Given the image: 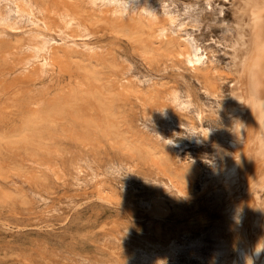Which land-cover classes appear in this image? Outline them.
<instances>
[{
	"label": "bare ground",
	"instance_id": "1",
	"mask_svg": "<svg viewBox=\"0 0 264 264\" xmlns=\"http://www.w3.org/2000/svg\"><path fill=\"white\" fill-rule=\"evenodd\" d=\"M32 1L29 0V3H33L32 5H27V1L24 4L22 0L19 2L17 0L18 3L22 4H16V0L13 2L16 6L14 5V8L12 5L11 8L13 7L17 16H19L17 21L26 16L28 21H34V23L32 22L31 24L28 21H24L29 23L28 26L31 24L27 27L29 28V34H26L28 35L26 36L27 38L18 41L12 46L4 43L0 44V62H6L5 64H7L10 59H13L16 56L15 49L23 45L22 43L27 44L29 50L32 49L31 46H34L32 50L35 47L41 49L46 40L44 35L51 36V34H55L61 39V43L56 45L57 43L53 42V47L49 50L48 55H50L52 60L50 62H55L58 66V70H56L61 75H67L66 85L51 97L44 94H38V98L31 95V97H25L16 94L11 104H19L20 114H17L19 115V125L12 128V121L10 124L11 129L0 133V147L4 146V150H7L6 152L12 155L24 154L28 156L36 165L37 171H39L40 168L47 170L49 165L55 163L53 160V163L50 164V157L54 154L55 156L56 154L57 156L59 155V150L53 145L54 141L60 136L78 142L83 148L91 149L90 151L93 153H96L103 140H106L110 143V146L117 147L131 157L134 156L142 169L151 173L154 176H152L153 179L159 184L164 185L176 196L187 199L190 192L195 190L196 184L199 183V167L192 163L190 164V161L189 163L183 161L180 157L176 158L174 153L171 150L170 153L168 149L171 146L170 144L168 148H166L168 144L163 148L156 146L157 142L155 144L152 143L151 139L134 132L130 128L129 122L127 123L126 116H124V103L130 99L128 96L133 88L129 82H125L124 79L119 78L117 75V71L120 70L118 66H121L120 62V64L117 63L119 55L117 54V59L113 55L99 53L98 50L90 47V44L88 45V42L86 41V43L83 38L81 39L82 42L77 41L80 40L78 37L81 36L78 33L90 31L89 29H92L94 25L102 24L116 35L126 38L137 51V54L139 53L142 56L141 60L144 59L149 64L162 63L165 67L168 64L172 68H184L188 71V74L191 73L192 77L194 76L195 79L203 84L201 86H204L207 93L215 95L220 90L217 79L218 72H216L218 70L208 60L207 52H205L203 46H200L198 39L192 33L185 31L184 21L181 22L180 20L178 22L177 6L174 10L173 8L170 9V5L165 3V0L141 1L144 4H138V0H129L130 4L128 3V5H125L127 3L124 1L123 3L122 0ZM191 2L192 4L185 11L188 16L192 14L191 9L195 6L194 4L200 2L210 4L209 0H191ZM98 4L101 7L99 8L100 12L97 8L99 7ZM233 7L235 24L229 35L227 46L230 47V55L233 57L230 71L233 75L234 83L231 87V100L225 110L230 125L224 130L226 148L222 151V156L220 155L221 161L218 167L212 168L210 173V181L217 185L216 189L220 191L222 197H225L224 202H221L223 217L217 227L220 232L216 231V234L219 233L220 235L215 234L213 236L215 237L213 247L206 248L202 246V243L194 244V247H192V249L199 248V250L203 251V256H200L198 260L200 264H264V249L259 252V249H257L259 245L264 246V0H233ZM197 8L193 10H197ZM7 9L9 7L3 9L4 11L0 10L2 18L4 16L3 13ZM101 9L105 10V13ZM7 12L10 13L9 11ZM7 14L5 16L10 15ZM11 17L8 18L12 20ZM201 18L204 17L201 16ZM4 22L5 19L0 22V26L7 25V21ZM12 22L14 23V21ZM190 23L194 22L190 21ZM12 27H14V30ZM12 27V30L9 28L11 31L19 30V27L17 29L14 25ZM102 27L100 26L101 30ZM2 30L4 29L2 28ZM6 31H2V33ZM28 32H24V35ZM40 35H43V37ZM46 44H44V47ZM6 49H9L10 52L7 53ZM29 50L26 49L27 52ZM47 61L49 62V58H47ZM119 61L125 63V61ZM39 67H36V69ZM165 67L164 69H167ZM30 68L33 67L31 66ZM35 74L38 75L39 73L37 74L36 72ZM125 74L127 73L123 75ZM220 76L222 77L221 73ZM21 77L20 79L23 81V75ZM25 78L26 80H31V75L28 76V79L26 76ZM58 78L61 77L59 76ZM20 79L17 82H20ZM12 82L14 83L15 80ZM6 85L4 84V87ZM168 87L170 88L169 85ZM174 87H172V90L168 88L169 92L165 94L164 90L162 92L156 88H152L143 94L137 92L138 96L136 99L138 103L140 102L139 105L142 104L145 107L143 108L141 105L142 109H145L143 112L149 111V109L150 113L154 112V110L156 111V109L151 111L154 106L163 109L161 111L164 112V116L173 125V128L177 124L172 120V113L175 109L173 110V107L169 104L170 109L167 110L164 107L167 105H165V102L168 97L170 99L173 98L171 100L173 103L177 99L178 94ZM166 88L165 90H167ZM189 96L188 98L191 100ZM189 100L186 101L185 99L186 103H184L187 104L188 102L189 104ZM180 103L183 104V102ZM182 104H178L181 108V110L179 108L180 112H183L182 108L185 106ZM188 104L187 106L189 107ZM14 106L17 107V105ZM155 114L157 115L156 112ZM2 115L0 114V120L5 114ZM11 118L14 119V117ZM178 121L180 122L178 124L182 125L181 121ZM0 123L2 122L0 121ZM208 132V130H203L206 139L209 138ZM75 151L78 152V150ZM1 153L2 149L0 148ZM21 158L23 159V157ZM58 158L60 157L58 156ZM71 160L73 161V159ZM0 165L5 169L3 162H0ZM29 165L31 166V164ZM53 165H56V163ZM53 165L51 166L54 168ZM67 168L69 169L70 167ZM75 169H77V166ZM23 175L29 181V184L34 175L43 179V175L34 170L26 169L23 171ZM95 192L99 197L105 198L103 196L108 193V190L103 185H97ZM6 199V193L1 191L0 202H5ZM154 199L150 200V202L148 201V203L145 201L147 204L144 202L148 216L146 227L149 235L143 239V245L131 251L132 254L130 256L127 252L128 257H119L118 260L116 259L117 261L114 259L115 262L111 264H177L175 256L181 250L177 249V242L179 241L176 238L178 237L176 234L172 236L169 232L167 233L166 229L163 230L160 221L167 207L163 200ZM203 231L204 229L201 230V233ZM205 250L206 255L204 256ZM121 253H119V256L124 254ZM139 258L142 260L139 261ZM110 260L112 261L113 259L110 258Z\"/></svg>",
	"mask_w": 264,
	"mask_h": 264
},
{
	"label": "rangeland",
	"instance_id": "2",
	"mask_svg": "<svg viewBox=\"0 0 264 264\" xmlns=\"http://www.w3.org/2000/svg\"><path fill=\"white\" fill-rule=\"evenodd\" d=\"M10 1L0 0V7L2 8L0 10L9 7L3 13L4 16L1 15L5 22L7 21L6 24H10L8 26L4 24L6 27L4 25L0 26V30L4 29L2 31L7 29L3 33L0 31V44L4 43L12 46L27 38L28 35L26 34H29V28L27 27L34 21H28L26 16H23L22 22L20 19L17 21L19 16L15 12L14 5L22 3H18L20 0L18 2L16 0V4L13 3L15 0ZM26 1L29 3V0H22L24 4H26ZM123 1L127 3L125 5H128L129 0ZM141 1L143 0H138L137 3L144 4ZM209 1L210 4H206V2L193 3L195 6L191 9V17L185 14L186 8L192 4L191 0H165V3L169 4V8H173V10L177 6L176 14L179 20L177 21H184L185 31L192 33L198 39L200 46H203L205 52H207L208 60L218 70L216 71L218 72V87L221 91L218 90L217 94L215 93L216 96L207 93L204 86H201L203 84L194 76L192 77L191 73L189 75L184 68H172L168 64L165 67L162 63L149 64L144 59L141 60L142 56L139 53L137 54V51L126 38L116 35L102 24L94 25L92 29H89L90 31H79L78 34L81 36L78 37L80 40H77L82 42L81 39H85L84 41H87L88 45L90 44L89 46L98 50L99 53L113 55L115 58L119 55L117 63L120 62L121 66H118L120 72L117 71V75L125 82H129L134 89L128 96L130 99H127L128 101L124 103V116H126L127 123L129 122L128 125L134 132L151 139L152 143L157 142L156 146L163 148L168 144L166 145V148H168L170 141L173 142L168 149L174 153L176 158L180 157L183 161L188 163L190 161V164L199 167L200 176L198 180L200 184H196L195 190L190 192L187 199L178 197L164 185L155 181L151 173L143 170L134 156L131 157L117 147L110 146V143L106 140H103L99 150L93 153L90 151L91 149L83 148L78 142L60 136L54 141L53 145L59 150L58 156L60 158L57 154V158L55 154L50 157V164L55 162L58 168L53 163L51 165L54 168L49 165L47 170L40 168L39 171H37L36 165L28 156L24 154L12 155L4 150V146H1L0 162H3L5 169L0 165V190L6 193L7 199L5 202H0V264H111L117 261L119 257H128L126 253L128 252L130 256L131 251L141 247L144 243L143 239L149 235L146 227L148 216L145 204L154 198L163 200L167 207L160 221L163 230L166 229L167 233L169 232L172 236L176 234L178 237L176 238L179 241L177 242L179 246H177V249L181 250L175 256L177 264H200L198 260L200 256H203V251L199 248L192 249V247L198 243H202V246L206 248L213 247L215 241L213 236L216 231L220 232L217 227L223 217L221 202H224L225 197H222V194L220 195V191L216 189L217 185L210 181V173L212 168L218 167L221 161L220 155L222 156V151L226 148L224 130L229 127L230 123L225 110L230 103L231 87L234 83L230 71L233 57L230 55V47L227 46L229 35L235 24L233 0ZM28 3L27 5L33 4ZM12 5L14 8H11ZM174 5L175 7H173ZM196 8L199 11L193 10ZM98 11L100 12V9ZM103 12L105 13V10ZM5 13L12 14V17L8 14V16H5ZM201 16L204 18H201ZM8 17H11L12 20ZM195 17L196 19H194ZM3 18L1 21H4ZM10 21H14V23ZM24 21L31 24L28 26L29 23ZM190 21L194 23H190ZM11 25H14L16 29L19 27V30L11 31ZM100 26H103L102 30ZM12 28L14 30V27ZM24 32L28 33L24 35ZM43 35L40 36L43 37ZM44 38L46 39L44 44L47 43L45 47L42 41L43 46H41V49L35 47L36 50H39H32L34 46H31L32 49L29 50L27 44L22 43L23 45L15 49L16 56L13 59H10L7 64H5L6 62H0V114H5L2 115L3 117L6 116L4 119L2 117L3 121L0 120L2 122L0 123V133L11 129L10 124L12 121V128L19 125V115H17L20 114L19 104L13 103L17 107L11 104L16 94L37 98L40 94H44L51 97L66 85L67 75H61L57 71L58 66L55 62H50L52 60L48 55L49 50L53 47L52 43L60 45L61 39L55 34H51V36L46 34ZM26 49L29 51L27 52ZM6 52H10L9 49H6ZM31 56L33 57L31 58ZM47 58H49V62ZM119 60L125 61V63ZM31 66L33 68H30ZM35 66H40L37 68L39 72L36 71ZM9 67L12 68L11 71ZM164 67L167 69H164ZM36 72L39 74L36 75ZM119 73L127 74L119 75ZM173 73L178 74V77ZM181 73L183 74L179 77ZM27 74L31 75V80L28 79L29 75ZM21 75L24 77L23 81L20 79L22 78ZM25 76L29 81L26 80ZM59 76L61 78H58ZM18 78L21 83L17 82L19 81ZM4 84H7L5 86L7 88L4 87ZM172 87L177 90L178 97L174 103L171 101L173 98L168 97L167 99L165 97L167 99L165 105H167L164 108L168 110L173 107V110L175 109L172 113V120L177 124L174 128L164 116L163 109L154 106L151 111L154 109L156 111L150 113L149 109V111L143 112L145 110L142 109L143 105H139L140 102L136 101L137 92L143 94L152 88H156L162 92L164 90L165 94L170 89L172 90ZM165 88L167 90L169 88V90L167 91ZM188 96L191 97V100ZM184 97L186 101H190L189 104L187 102L189 107L185 104ZM177 102L178 104L183 102L182 105L187 106L188 110L187 107L184 109L185 106H183V112H180L181 108ZM168 104L171 106L170 108ZM11 117H14L15 120ZM178 120L181 121L182 125H179ZM203 130L209 131L208 139L204 137ZM75 150H78V152ZM24 159L30 162L26 163ZM65 165L70 168L68 169ZM73 165L75 168L77 166V169ZM26 169L38 172L43 175V179L34 175L30 181L32 185H30L23 175V171ZM70 169L73 173L70 172ZM85 183L86 185H84ZM97 185H103L107 188L108 193L103 196L105 198L99 197L95 192ZM207 190L209 193H207ZM126 206L127 208H125ZM203 229L204 231L201 233ZM120 252L124 254L121 253L122 255L119 256ZM205 255L206 250L204 251ZM110 258L113 260L111 261ZM140 260L142 259L139 258Z\"/></svg>",
	"mask_w": 264,
	"mask_h": 264
},
{
	"label": "clouds",
	"instance_id": "3",
	"mask_svg": "<svg viewBox=\"0 0 264 264\" xmlns=\"http://www.w3.org/2000/svg\"><path fill=\"white\" fill-rule=\"evenodd\" d=\"M172 143H173V142H172ZM172 143H170V144H172ZM257 249H259V250H258V252H259L260 250L264 249V246L259 245V246L257 247Z\"/></svg>",
	"mask_w": 264,
	"mask_h": 264
}]
</instances>
